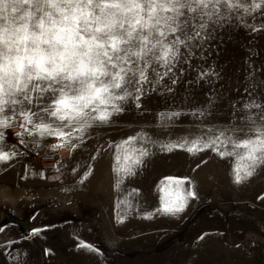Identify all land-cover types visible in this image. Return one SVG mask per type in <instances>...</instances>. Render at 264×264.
I'll return each instance as SVG.
<instances>
[{
    "label": "rangeland",
    "instance_id": "obj_1",
    "mask_svg": "<svg viewBox=\"0 0 264 264\" xmlns=\"http://www.w3.org/2000/svg\"><path fill=\"white\" fill-rule=\"evenodd\" d=\"M229 15L173 73L147 70L143 92L129 86L122 111L82 140L25 134L22 145L19 127L6 130L16 155L0 161V264H264V167L248 176L247 150L223 136L201 150L218 130L239 141L264 124V9ZM206 166L217 178L193 181ZM180 197L183 211H163Z\"/></svg>",
    "mask_w": 264,
    "mask_h": 264
},
{
    "label": "snow or ice",
    "instance_id": "obj_2",
    "mask_svg": "<svg viewBox=\"0 0 264 264\" xmlns=\"http://www.w3.org/2000/svg\"><path fill=\"white\" fill-rule=\"evenodd\" d=\"M240 9H264V0H0V161L16 155L15 145L4 150L10 127H19L22 145L25 134L82 140L94 122L122 111L117 101L129 86L143 92L137 85L147 80V70L173 73L182 50L202 46ZM218 131L201 150L223 136L220 142L247 150L248 176L264 167V124L253 121L254 138L239 141L225 135L227 129ZM161 202L163 211L175 214L187 197L171 207Z\"/></svg>",
    "mask_w": 264,
    "mask_h": 264
},
{
    "label": "bare ground",
    "instance_id": "obj_3",
    "mask_svg": "<svg viewBox=\"0 0 264 264\" xmlns=\"http://www.w3.org/2000/svg\"><path fill=\"white\" fill-rule=\"evenodd\" d=\"M44 157V156H43ZM102 176H100V182L98 183V187L100 186V190L104 189V188H108V185H109V182L107 180V177L105 176L106 172L108 173V170H107V161L105 160L104 164H103V168H102ZM209 172H214L213 174H211V176L213 178H217V174L218 172L216 170H214L211 166H206L202 169H200L197 173H194L192 176H191V179L193 181H195L196 179H198V181L201 180L202 176L204 174H210ZM102 177V178H101ZM217 181V180H216ZM205 187V186H204Z\"/></svg>",
    "mask_w": 264,
    "mask_h": 264
},
{
    "label": "built area",
    "instance_id": "obj_4",
    "mask_svg": "<svg viewBox=\"0 0 264 264\" xmlns=\"http://www.w3.org/2000/svg\"><path fill=\"white\" fill-rule=\"evenodd\" d=\"M39 161L45 171H50L55 168V157L53 155L41 157Z\"/></svg>",
    "mask_w": 264,
    "mask_h": 264
},
{
    "label": "crops",
    "instance_id": "obj_5",
    "mask_svg": "<svg viewBox=\"0 0 264 264\" xmlns=\"http://www.w3.org/2000/svg\"><path fill=\"white\" fill-rule=\"evenodd\" d=\"M62 187V186H61Z\"/></svg>",
    "mask_w": 264,
    "mask_h": 264
}]
</instances>
